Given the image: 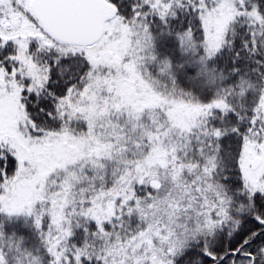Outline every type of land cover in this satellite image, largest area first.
I'll return each instance as SVG.
<instances>
[{
  "label": "snow or ice",
  "instance_id": "snow-or-ice-1",
  "mask_svg": "<svg viewBox=\"0 0 264 264\" xmlns=\"http://www.w3.org/2000/svg\"><path fill=\"white\" fill-rule=\"evenodd\" d=\"M0 264H264V0H0Z\"/></svg>",
  "mask_w": 264,
  "mask_h": 264
}]
</instances>
